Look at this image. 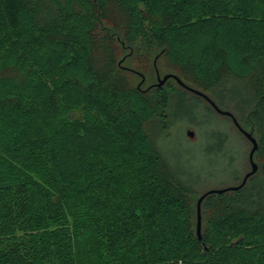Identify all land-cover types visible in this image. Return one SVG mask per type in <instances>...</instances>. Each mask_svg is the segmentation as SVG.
I'll return each instance as SVG.
<instances>
[{
  "label": "trees",
  "instance_id": "16d2710c",
  "mask_svg": "<svg viewBox=\"0 0 264 264\" xmlns=\"http://www.w3.org/2000/svg\"><path fill=\"white\" fill-rule=\"evenodd\" d=\"M154 58L257 142L201 238L212 174L161 143L230 135ZM0 264H264V0H0Z\"/></svg>",
  "mask_w": 264,
  "mask_h": 264
},
{
  "label": "rangeland",
  "instance_id": "374dc122",
  "mask_svg": "<svg viewBox=\"0 0 264 264\" xmlns=\"http://www.w3.org/2000/svg\"><path fill=\"white\" fill-rule=\"evenodd\" d=\"M180 116L177 123L170 129V137L167 139V142H162L161 144H168L169 151L174 156L179 157L181 160L188 159L191 164L200 165L204 170L212 174L204 178L205 181L200 186V193L236 186L246 173L248 165L250 166L248 160L250 151L248 140L245 137L242 138L231 128L227 120L223 117L224 115L218 114V116L213 117L214 122L230 135V141L221 145L220 149H222L219 153L217 151L216 153L205 156L206 135L203 133L204 128L200 127L199 119L186 121L185 117ZM187 130L194 132L193 138L187 137Z\"/></svg>",
  "mask_w": 264,
  "mask_h": 264
},
{
  "label": "water",
  "instance_id": "95a60500",
  "mask_svg": "<svg viewBox=\"0 0 264 264\" xmlns=\"http://www.w3.org/2000/svg\"><path fill=\"white\" fill-rule=\"evenodd\" d=\"M155 62L156 60H154V68H155V72H156V82L153 84V86L156 87H161L169 78H173L179 85L185 87L187 90L193 92L194 94L203 97L211 106L212 108L220 115H224V116H228L232 119V122L234 123V125L237 127V129L240 131V133L243 134V136L248 140V142H250L251 144V148L249 151V155H248V160H249V164H250V171L248 173L245 174V176L243 177L241 183L237 186L234 187H229V188H225V189H214V190H208L205 193H203L197 200V206H196V213H197V222H196V234L198 236V238H201L200 234H201V213H200V205L201 202L203 201V199L209 195V194H221L224 193L225 191H236L238 189H240L247 181V179L252 176L253 174L256 173L257 171V165L253 160V155L257 149V142L256 140L252 137V135L249 132H246L245 130H243L240 125L237 123L236 119L232 116L231 113L227 112V111H221L206 95L202 94L199 91L196 90H192L188 87H186L176 76L171 75V74H166L164 76H160L156 67H155ZM141 78L140 83L138 84V87L141 83H143V81L145 80L144 76L141 74H138ZM186 135L189 138H193L194 137V132L191 130H187L186 131Z\"/></svg>",
  "mask_w": 264,
  "mask_h": 264
},
{
  "label": "flooded vegetation",
  "instance_id": "af4514ba",
  "mask_svg": "<svg viewBox=\"0 0 264 264\" xmlns=\"http://www.w3.org/2000/svg\"><path fill=\"white\" fill-rule=\"evenodd\" d=\"M151 86H153V84H151V85H148L147 87H151ZM208 103V102H207Z\"/></svg>",
  "mask_w": 264,
  "mask_h": 264
}]
</instances>
